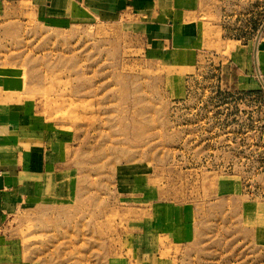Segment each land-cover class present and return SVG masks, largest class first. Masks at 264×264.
Wrapping results in <instances>:
<instances>
[{
	"label": "rangeland",
	"instance_id": "rangeland-1",
	"mask_svg": "<svg viewBox=\"0 0 264 264\" xmlns=\"http://www.w3.org/2000/svg\"><path fill=\"white\" fill-rule=\"evenodd\" d=\"M76 1L0 15V96L37 138L0 264H264V89L235 85L264 0ZM157 204L180 237L149 231Z\"/></svg>",
	"mask_w": 264,
	"mask_h": 264
},
{
	"label": "crops",
	"instance_id": "crops-1",
	"mask_svg": "<svg viewBox=\"0 0 264 264\" xmlns=\"http://www.w3.org/2000/svg\"><path fill=\"white\" fill-rule=\"evenodd\" d=\"M20 1L22 0H0V15L9 6L16 5ZM28 1L34 4L37 1L43 2L48 10L61 12H68V5L71 7L72 2L77 3L76 0ZM84 1H88L97 7L100 4L96 0H82V2ZM242 48V52H244L242 67L237 70L235 85L242 89H264V33L251 46ZM16 108V104L5 103L4 97L0 96V222L4 209L13 202L14 198L17 199L21 188L24 187L22 189L24 194L32 196L35 191H30L32 188L30 186L33 183L35 186L36 182L34 181L37 179L36 170L33 168L36 161L32 162L35 156L37 138L34 134L23 132L19 112L15 111ZM46 156L47 150L43 144L42 154L38 161L45 167L44 176L47 172ZM42 166H38L40 170ZM34 186L33 188H35ZM188 218L185 207L179 204L161 206L157 204L150 216L153 227L149 231L156 235L157 240L160 237L167 239L180 237L186 230ZM154 259V257H136L135 260L137 264H149Z\"/></svg>",
	"mask_w": 264,
	"mask_h": 264
}]
</instances>
